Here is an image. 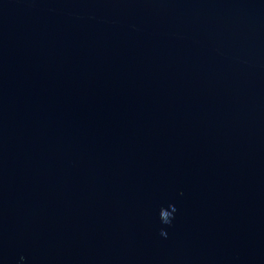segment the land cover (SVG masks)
I'll return each instance as SVG.
<instances>
[{"label": "water", "instance_id": "water-1", "mask_svg": "<svg viewBox=\"0 0 264 264\" xmlns=\"http://www.w3.org/2000/svg\"><path fill=\"white\" fill-rule=\"evenodd\" d=\"M0 264H264V0H0Z\"/></svg>", "mask_w": 264, "mask_h": 264}]
</instances>
